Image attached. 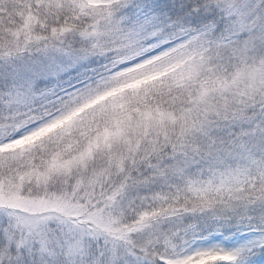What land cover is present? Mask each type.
Returning <instances> with one entry per match:
<instances>
[{
  "label": "snow or ice",
  "instance_id": "6c2138e0",
  "mask_svg": "<svg viewBox=\"0 0 264 264\" xmlns=\"http://www.w3.org/2000/svg\"><path fill=\"white\" fill-rule=\"evenodd\" d=\"M0 264H264V0H0Z\"/></svg>",
  "mask_w": 264,
  "mask_h": 264
}]
</instances>
